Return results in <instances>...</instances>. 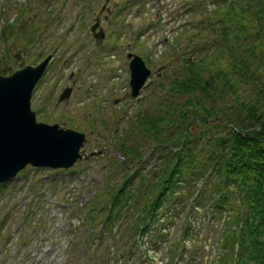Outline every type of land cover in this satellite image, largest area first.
Segmentation results:
<instances>
[{
    "label": "rangeland",
    "instance_id": "1",
    "mask_svg": "<svg viewBox=\"0 0 264 264\" xmlns=\"http://www.w3.org/2000/svg\"><path fill=\"white\" fill-rule=\"evenodd\" d=\"M123 10L127 20L122 16ZM93 28L103 37H96ZM48 54L53 59L33 90L31 108L38 121L83 132V159L77 160L64 176L47 173L43 167L26 168L17 175L14 185L7 182L4 184L8 187H0L4 197L0 206L2 234L14 229L10 239L4 237L0 243V259H7L4 264H18L6 255L12 246L16 247L18 258L26 259L22 264H75L70 250L77 236L82 238L81 234L87 233L81 216L96 217L101 210L105 211V220H111L108 215L116 211L108 203L111 191L123 187L127 195L133 194L128 197L134 201L143 198L136 192L143 193L145 186L154 187L152 169H163V165L158 166L162 161L156 160V148L164 152L156 145L163 146L170 129L175 133L173 127L190 103L194 104L191 108L202 103L211 109L210 115L216 113L222 118L205 121L191 112L187 119L191 151L178 168L180 178L175 190L186 192V198H179V206L189 199L198 182L194 192L197 191L210 162L206 161L207 145H202L206 138L202 139L199 132L214 133L223 128L225 132L230 127L229 116L246 117L247 107L260 108L264 102L260 100L264 85V0H0V75H10L25 65L41 64ZM134 55L146 64L149 76L137 96L132 97L129 62ZM240 57L241 62H235ZM239 63L243 75L235 73ZM208 79L209 98L201 84ZM68 86L72 87L69 97L60 101L59 95ZM212 123L216 127L210 130ZM128 146L136 150L131 159L136 160L128 158L126 166L119 162ZM166 175L165 172L163 177ZM183 175L190 179L184 181ZM63 178L66 182L61 183ZM214 179L211 183L219 184L214 182L218 186L214 188L217 197L228 187ZM207 187L206 184L202 189L205 196ZM51 193L54 195L49 197ZM65 199L66 208L60 206L61 202L66 204ZM165 203L167 207L169 203ZM14 206L17 208L13 209ZM134 207L135 215L132 213L130 220L126 218L127 233L133 232L145 216L140 206ZM208 207L210 211L212 206ZM165 211L156 216L157 223L173 220L169 209ZM205 211L204 203L195 202L191 208L189 223L198 234L183 236L187 248L178 259L183 264H215L216 256L222 253V245L217 243L222 228H227L234 240L239 234L241 224L227 219L229 214L226 218H213ZM208 218L209 224L205 226ZM182 219L179 215L178 222ZM126 220L119 229L103 233L101 243L92 246L97 264L116 263L112 253L117 249L116 241L122 237ZM100 222L97 220V225ZM171 224L169 234L173 227V235H179L177 224ZM91 227L94 228L93 224ZM23 234L27 241L19 244ZM91 236L92 233L87 234ZM148 239L145 233L143 240L150 245ZM80 243L89 247L85 239ZM230 245L231 242L227 247ZM164 246L161 244L156 250L150 245L149 252L154 256L146 264H159L158 255L165 260L161 249ZM41 248H50L51 252L43 254ZM135 250L137 257L128 260L123 252L121 261L133 264L140 260V255L144 258L140 249ZM83 256L86 259L89 253ZM219 262L235 264L232 252Z\"/></svg>",
    "mask_w": 264,
    "mask_h": 264
},
{
    "label": "trees",
    "instance_id": "2",
    "mask_svg": "<svg viewBox=\"0 0 264 264\" xmlns=\"http://www.w3.org/2000/svg\"><path fill=\"white\" fill-rule=\"evenodd\" d=\"M237 59L239 61L236 60L235 62H241L243 58ZM245 65L247 66L246 63ZM235 70L236 74L241 73L243 75L240 63L237 64ZM254 80L253 84L256 83H254ZM210 82L211 80L208 79L201 83L205 86L204 92H206L205 96L207 98L210 97V94L206 88L210 85ZM260 93V100L262 102L264 100V85ZM189 105L187 106L186 113L184 114L183 112L179 116L177 124L173 127L178 129L181 124H184L182 125V132H180V137L182 138H184L187 127L185 125L187 116L191 112H194L200 120L218 118L216 113L210 115L211 109L202 103L196 104L200 106L199 108L197 106L191 108L194 105L192 103ZM247 109L248 114L246 117L230 118L229 116L228 120L231 125L229 130L227 129L224 132L223 129L225 128H223L221 131L213 133L215 138H210V141L207 143L210 145L213 142L210 146L216 147V149H212L217 152L214 154V150H211L213 152L206 158L213 163L210 178H215L214 180L227 186L229 191L226 196L237 200L232 206V220L240 222L239 234H237L236 240H234L232 233L230 235L227 233L226 235V230L223 231L225 244H230L231 242V245L225 248L224 254L232 252L234 257L233 263L235 264H247L251 262L254 264H264V102H262L260 108L255 109L251 105ZM196 117H193V120L197 119ZM186 124L189 125L190 121ZM215 127V124H213L211 130ZM171 130H169L170 133H172ZM185 148H187L186 143L182 149ZM183 152V158H178L172 166H169L168 162V174L169 178H175L173 182L179 181L180 174L178 168L188 158L186 153H189V151L185 152L184 150ZM181 160L183 162L180 165ZM172 174L176 176H172Z\"/></svg>",
    "mask_w": 264,
    "mask_h": 264
},
{
    "label": "water",
    "instance_id": "3",
    "mask_svg": "<svg viewBox=\"0 0 264 264\" xmlns=\"http://www.w3.org/2000/svg\"><path fill=\"white\" fill-rule=\"evenodd\" d=\"M44 64L45 62L36 68L28 65L10 77L0 76V165L6 169L5 175H1L0 180L13 175L18 167L28 161L36 164L41 162L69 165L77 156L78 147L84 139L83 134L58 129L56 124L35 122L34 112L30 110V97ZM131 68L133 90L136 93L149 72L138 57L132 61ZM48 147H55V153L58 154L54 156L56 160L39 157L42 150ZM60 158L68 161H60Z\"/></svg>",
    "mask_w": 264,
    "mask_h": 264
}]
</instances>
